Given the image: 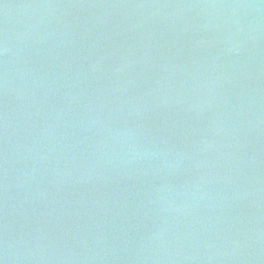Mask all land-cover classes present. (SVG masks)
<instances>
[{"label":"water","instance_id":"obj_1","mask_svg":"<svg viewBox=\"0 0 264 264\" xmlns=\"http://www.w3.org/2000/svg\"><path fill=\"white\" fill-rule=\"evenodd\" d=\"M0 264H264V0H0Z\"/></svg>","mask_w":264,"mask_h":264}]
</instances>
